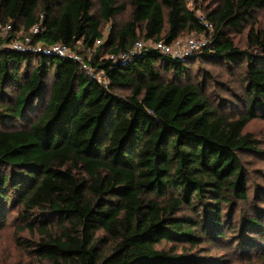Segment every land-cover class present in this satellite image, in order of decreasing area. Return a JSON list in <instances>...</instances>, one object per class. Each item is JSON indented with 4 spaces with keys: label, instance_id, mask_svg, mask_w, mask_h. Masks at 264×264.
I'll return each instance as SVG.
<instances>
[{
    "label": "trees",
    "instance_id": "1",
    "mask_svg": "<svg viewBox=\"0 0 264 264\" xmlns=\"http://www.w3.org/2000/svg\"><path fill=\"white\" fill-rule=\"evenodd\" d=\"M130 3V20L105 37L103 23L126 8L118 0H99L100 18L93 0H0V28L15 32L6 42L39 25L35 41L91 53L89 71L69 57L0 50V124L29 123L0 126V224L14 210L43 264H204L179 244L225 239V208L248 197L241 153L258 151L245 128L264 118V25L254 15L264 0H221L205 15L190 0ZM247 26L241 48L234 35ZM185 30L205 32L207 45L182 57L132 52L137 40L172 44ZM194 57L241 68L245 112L222 110L205 78L191 77Z\"/></svg>",
    "mask_w": 264,
    "mask_h": 264
},
{
    "label": "rangeland",
    "instance_id": "2",
    "mask_svg": "<svg viewBox=\"0 0 264 264\" xmlns=\"http://www.w3.org/2000/svg\"><path fill=\"white\" fill-rule=\"evenodd\" d=\"M221 0H199L197 3L190 0L189 6L196 10L198 15H205L210 9L216 7ZM119 4L126 5L124 11L116 15L111 22L103 23L104 35L107 37L112 25H122L131 18L130 0H118ZM92 12L100 18L99 0H93ZM40 7L37 14L40 15ZM256 25H264V7L255 11ZM24 24V21H21ZM23 26H21L22 29ZM248 26L241 34H235L234 39L241 47H247ZM15 32L5 31L0 28V50L9 47L6 38ZM17 34H21L18 32ZM206 38L205 32L182 31L179 37L172 43L174 48L178 47V42L183 45L190 37ZM22 39V38H19ZM148 43V40H144ZM209 41V40H208ZM135 42L132 49H135ZM82 56L91 57V53H83ZM38 58H33L28 67V73L36 67ZM90 66V65H89ZM191 77H203L208 84V92L215 95V100L223 102L222 110L227 111L234 116H239L246 110L247 95L244 88V80L241 68L239 66H227L224 62L209 61L207 59L193 58L190 64H187ZM25 67L20 70L24 71ZM90 71V69H89ZM27 74L21 81L25 82ZM98 79L101 76L98 75ZM53 76L49 74L45 82L44 94L46 99L50 95ZM13 89V90H12ZM17 84H12L9 90L14 97L17 93ZM17 90V91H16ZM119 93H126V90H118ZM11 96V97H12ZM45 101H34L32 103V112L29 117H37L43 111ZM35 115V116H34ZM2 124V123H1ZM0 124V126H1ZM26 121H17L14 125L2 124V127L24 126ZM246 132H251L258 139V151H245L241 153L243 166L246 170L248 182V197L245 200L237 201L234 206H228L224 210V225L226 227L225 239L209 240L203 239L198 245L189 243L179 244V251L199 255L204 264H264V118L257 117L249 122L245 128ZM258 220L261 227L255 226L249 221ZM23 223L17 216V213L8 209V217L4 223L0 224V264H43L36 257L35 253L25 243V238L33 237V234L22 229ZM35 236V235H34ZM23 238L19 243L18 238ZM171 246V244L162 245Z\"/></svg>",
    "mask_w": 264,
    "mask_h": 264
},
{
    "label": "built area",
    "instance_id": "3",
    "mask_svg": "<svg viewBox=\"0 0 264 264\" xmlns=\"http://www.w3.org/2000/svg\"><path fill=\"white\" fill-rule=\"evenodd\" d=\"M205 26L208 29H211L213 27L211 22L205 21ZM0 27H2V24L0 23ZM5 31H10L12 29V24H6L3 26ZM39 25H35L32 27L31 34L26 35L22 39H14L8 42V46L12 49L15 50H20V51H32L34 53H44V54H53L57 56H64V57H69L73 58L74 60H77L81 67L83 69L91 70V67L89 66L88 62L85 60V58L78 52L72 50L70 47H68L65 44L62 43H55V44H44L41 41H35L34 40V35L39 33ZM104 38H99L96 41V44L102 43ZM208 39L206 38H197L195 36L190 37L186 40V42L183 45H180L178 42L177 44L179 45L178 47L174 48L173 44H168L164 41H152L148 40V43L144 40H137L135 41V49H132V52L135 51H141L143 48L150 46L155 49H158L159 51L165 53V54H170L175 57H182L185 55H189L192 53H197L207 45ZM129 54L122 52L119 54L121 58H126ZM111 58H116L117 56L115 54L110 55Z\"/></svg>",
    "mask_w": 264,
    "mask_h": 264
}]
</instances>
